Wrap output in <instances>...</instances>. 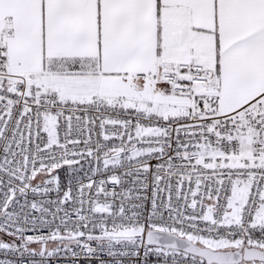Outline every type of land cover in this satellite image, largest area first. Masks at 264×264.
I'll use <instances>...</instances> for the list:
<instances>
[{
  "label": "snow or ice",
  "instance_id": "1",
  "mask_svg": "<svg viewBox=\"0 0 264 264\" xmlns=\"http://www.w3.org/2000/svg\"><path fill=\"white\" fill-rule=\"evenodd\" d=\"M0 264H264V0H0Z\"/></svg>",
  "mask_w": 264,
  "mask_h": 264
}]
</instances>
